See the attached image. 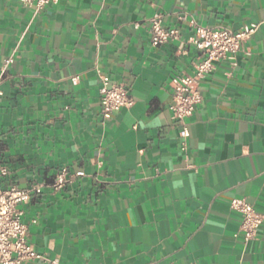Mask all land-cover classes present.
<instances>
[{"label":"crops","instance_id":"crops-1","mask_svg":"<svg viewBox=\"0 0 264 264\" xmlns=\"http://www.w3.org/2000/svg\"><path fill=\"white\" fill-rule=\"evenodd\" d=\"M156 11L179 38L151 43ZM191 18L259 26L236 63L200 80L182 148L170 81L195 72ZM97 67L133 106L103 116ZM0 90V185L43 183L20 204L37 250L68 264H264V222L245 242L231 207L245 196L264 211V0H59L38 13L0 0ZM63 166L71 179L54 189Z\"/></svg>","mask_w":264,"mask_h":264},{"label":"built area","instance_id":"built-area-1","mask_svg":"<svg viewBox=\"0 0 264 264\" xmlns=\"http://www.w3.org/2000/svg\"><path fill=\"white\" fill-rule=\"evenodd\" d=\"M34 7L38 13L51 3L59 0H22ZM193 34L189 41L200 50L195 63V72L192 74H175L171 78L173 99L170 104L173 117L182 127L181 136L184 138L182 148H186L185 139L190 135V128L186 121L193 114L196 105L203 98L199 83L207 73L211 72L216 61L229 57L236 63V54L243 50L247 39L256 31L259 24L245 25L240 29H233L226 25H205L196 18L190 19ZM181 35L178 26H167L163 14L156 11L150 17L149 38L152 44L157 45L179 38ZM97 72L101 78V112L105 117H111L122 107H131L135 99L129 87L121 82H113L110 76L100 67ZM78 75L73 81H78ZM1 93V90H0ZM7 173L6 167L0 168V176ZM83 174L84 171H78ZM70 170L63 166L55 174L51 186L54 189L62 188L71 179ZM43 183L30 187L0 185V264H68L59 256L50 257L47 253L37 250L28 239V224L23 220L24 210L20 206L29 202L34 193L42 191ZM231 207L241 215L240 230L245 242L256 238L259 228L264 222V211L258 210L247 197L235 196L231 199ZM191 264H199L197 261Z\"/></svg>","mask_w":264,"mask_h":264}]
</instances>
